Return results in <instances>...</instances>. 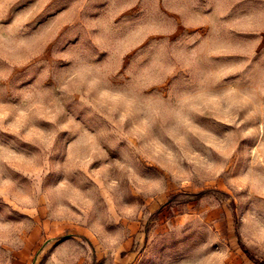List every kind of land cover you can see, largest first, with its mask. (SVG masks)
I'll return each mask as SVG.
<instances>
[{"label":"rangeland","instance_id":"rangeland-1","mask_svg":"<svg viewBox=\"0 0 264 264\" xmlns=\"http://www.w3.org/2000/svg\"><path fill=\"white\" fill-rule=\"evenodd\" d=\"M262 261L264 0H0V264Z\"/></svg>","mask_w":264,"mask_h":264},{"label":"snow or ice","instance_id":"snow-or-ice-1","mask_svg":"<svg viewBox=\"0 0 264 264\" xmlns=\"http://www.w3.org/2000/svg\"><path fill=\"white\" fill-rule=\"evenodd\" d=\"M114 103H116V105L118 107H124L126 106L127 104H130L129 101H125L123 98H121L120 96H115L112 98ZM201 123H204L203 121ZM226 130V129H225Z\"/></svg>","mask_w":264,"mask_h":264},{"label":"trees","instance_id":"trees-1","mask_svg":"<svg viewBox=\"0 0 264 264\" xmlns=\"http://www.w3.org/2000/svg\"><path fill=\"white\" fill-rule=\"evenodd\" d=\"M259 264H264V261H262V262H259Z\"/></svg>","mask_w":264,"mask_h":264}]
</instances>
